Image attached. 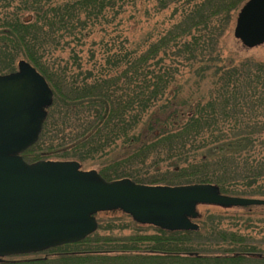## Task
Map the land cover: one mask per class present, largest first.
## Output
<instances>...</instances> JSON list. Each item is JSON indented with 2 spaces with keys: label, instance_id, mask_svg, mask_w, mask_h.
Segmentation results:
<instances>
[{
  "label": "trees",
  "instance_id": "trees-1",
  "mask_svg": "<svg viewBox=\"0 0 264 264\" xmlns=\"http://www.w3.org/2000/svg\"><path fill=\"white\" fill-rule=\"evenodd\" d=\"M245 1L0 0V75L26 61L53 93L24 160H74L106 181L211 184L264 199V62L234 61L221 46ZM150 11L169 12V25L154 39L122 42L123 27L128 33ZM57 52L68 59L57 63ZM196 222L197 231L123 236H99L98 227L32 263L264 264V238L253 230L263 218Z\"/></svg>",
  "mask_w": 264,
  "mask_h": 264
},
{
  "label": "water",
  "instance_id": "water-1",
  "mask_svg": "<svg viewBox=\"0 0 264 264\" xmlns=\"http://www.w3.org/2000/svg\"><path fill=\"white\" fill-rule=\"evenodd\" d=\"M233 36L246 49L264 44V0L240 8ZM53 94L27 62L0 76V258L80 242L97 230L95 215L120 211L165 231H197V207H264V199L221 194L211 184L153 186L104 180L76 161L26 163Z\"/></svg>",
  "mask_w": 264,
  "mask_h": 264
},
{
  "label": "rangeland",
  "instance_id": "rangeland-1",
  "mask_svg": "<svg viewBox=\"0 0 264 264\" xmlns=\"http://www.w3.org/2000/svg\"><path fill=\"white\" fill-rule=\"evenodd\" d=\"M148 8L150 10L151 6L148 5ZM169 12H163L162 14L158 15L155 14L153 11H150L148 18H140L138 21V24L134 27V29H130V31L127 33L125 31V28L129 27V25H125L123 27V33L121 34V40L124 42V38L127 37L130 41L134 44H138L145 40V37L153 36L150 39H154L156 36V33L161 30V28H164L169 25L168 21ZM132 22V21H131ZM130 22V23H131ZM110 37L108 36L104 42L109 41ZM88 45L83 47L84 52L86 51ZM222 51L223 56L227 58H231L234 61H238L240 59L244 58H250L258 62H264V44L254 47L252 49H246L244 48L241 43L236 40L233 36V26L228 31V33L224 36L222 42ZM77 50V49H76ZM56 62L57 63H64L66 59H68V53L67 52H57L55 54ZM71 63V62H70ZM84 171L89 170H95L98 171L97 166H93L91 168L89 167H82ZM197 212L200 215H206V214H214V215H222L224 218H230L232 216H238L242 220H245L246 218H251L255 221L260 220V218L264 219V207H247V208H233V209H221L217 207L212 206H199L197 208ZM96 220L98 222V234L99 236L103 235H113V236H123V235H129L133 229L141 228L145 230L148 226H140L138 224H135L130 217L123 214L119 211L114 212H102L98 213L96 216ZM258 219V220H257ZM226 220L224 222V225H228ZM122 231L119 230V228H124ZM254 234L257 238H264V226L262 224H259L257 226L254 225ZM264 250V246H263ZM47 255L38 253L33 255H27V256H20L16 259H14L13 262H4L0 264H34L32 261L37 260H45ZM48 262H54V261H48ZM36 264H39L36 263Z\"/></svg>",
  "mask_w": 264,
  "mask_h": 264
},
{
  "label": "flooded vegetation",
  "instance_id": "flooded-vegetation-1",
  "mask_svg": "<svg viewBox=\"0 0 264 264\" xmlns=\"http://www.w3.org/2000/svg\"><path fill=\"white\" fill-rule=\"evenodd\" d=\"M20 256H10V257H5L3 259H0V263H4V262H13L14 259L18 258Z\"/></svg>",
  "mask_w": 264,
  "mask_h": 264
}]
</instances>
